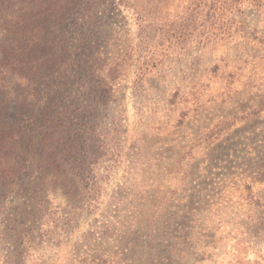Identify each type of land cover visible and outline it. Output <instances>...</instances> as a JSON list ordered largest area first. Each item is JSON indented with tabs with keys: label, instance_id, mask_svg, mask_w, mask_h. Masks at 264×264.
<instances>
[{
	"label": "trees",
	"instance_id": "trees-1",
	"mask_svg": "<svg viewBox=\"0 0 264 264\" xmlns=\"http://www.w3.org/2000/svg\"><path fill=\"white\" fill-rule=\"evenodd\" d=\"M243 4L262 9L264 0H0L1 264H53L54 248L81 211L103 202L102 181L121 157V128L109 108L124 59L137 55L142 79L160 51L249 34L238 18ZM120 8L130 13L139 39L133 45L115 36L119 56L107 57L104 22ZM128 181L93 219L73 261L129 264L137 249L154 246L153 231L124 220Z\"/></svg>",
	"mask_w": 264,
	"mask_h": 264
},
{
	"label": "rangeland",
	"instance_id": "rangeland-1",
	"mask_svg": "<svg viewBox=\"0 0 264 264\" xmlns=\"http://www.w3.org/2000/svg\"><path fill=\"white\" fill-rule=\"evenodd\" d=\"M120 9L104 22L107 57L119 56L115 36L133 45L139 39ZM238 18L249 34L160 51L142 79L137 55L124 59L109 108L121 128L119 163L102 181L101 205L82 210L61 236L53 264H80L72 260L75 246L125 178L124 220H139L155 235L154 246L137 249L129 264L169 263L163 257L171 264H264V7L243 4Z\"/></svg>",
	"mask_w": 264,
	"mask_h": 264
}]
</instances>
